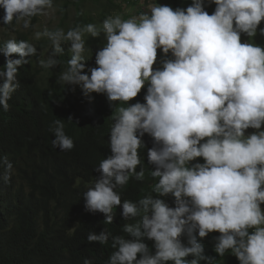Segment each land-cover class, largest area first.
Segmentation results:
<instances>
[{"label": "clouds", "instance_id": "9594fccd", "mask_svg": "<svg viewBox=\"0 0 264 264\" xmlns=\"http://www.w3.org/2000/svg\"><path fill=\"white\" fill-rule=\"evenodd\" d=\"M210 3L216 5L212 14L204 0H192L175 10L158 4L150 13L129 19L109 16L102 29L92 23L67 31L44 26L33 34L34 40L50 42L51 54L38 61L44 69L59 65L62 43L70 45L71 58L57 83L71 85L72 91L79 86L82 95L93 100L91 110L98 107L92 93L127 105L117 108L111 154L94 169L99 176L83 193L86 210L103 213L105 224L113 222L118 206L124 220L135 221L123 225L126 235H113L107 228L89 232L87 240L101 245L111 237L112 251L104 264H213L198 237L214 231L220 234L214 245L219 256L231 252L239 264H264V47L241 42L242 34H257L264 0ZM0 8L3 25L15 20L25 30L37 27L34 17L55 10L54 0H0ZM101 31L106 43L95 54L96 66L89 67L83 62L84 37H98ZM259 32L264 35V28ZM157 49L165 55L171 52L172 58L154 69ZM37 51L29 39L15 36L0 45L5 57L0 106L5 111L20 87L19 67ZM145 85V102L129 104ZM249 128L257 131L246 135ZM50 130L54 148H74L61 119L53 121ZM145 133L156 145L148 149L147 158L155 166L150 174L158 178L152 188L158 196L122 201L119 190L130 178H144V169H136ZM198 157L204 162L190 164ZM12 173L13 164L0 157V179L7 183ZM168 194L174 197V207L160 198ZM79 223L77 219L76 226ZM145 238L154 242V253ZM189 255L191 260L186 259ZM83 264L92 261L85 258Z\"/></svg>", "mask_w": 264, "mask_h": 264}, {"label": "trees", "instance_id": "16d2710c", "mask_svg": "<svg viewBox=\"0 0 264 264\" xmlns=\"http://www.w3.org/2000/svg\"><path fill=\"white\" fill-rule=\"evenodd\" d=\"M170 1L175 7L181 2ZM63 9L62 23L67 16V8ZM3 15L4 10L0 9V18ZM106 18L107 12L101 15V24ZM88 22L79 11L73 27ZM16 25L14 20L3 26L14 30ZM16 38L28 40L22 32ZM6 40H1L0 45ZM69 46L62 43L64 52L57 57L62 70L71 58ZM39 47L48 48L50 42H41ZM83 62L89 67L96 66L91 59ZM4 64L5 57L0 53V67ZM18 79L20 87L9 100V109L5 111L0 106V157L6 156L13 164L11 179L7 183L0 179V264H83L85 258L92 264H104L112 251L111 237L107 244L101 245L87 240L89 232L99 233L107 228L113 235H126L123 225L135 221L124 220L118 206L113 222L105 224L103 213L86 210L83 193L99 176L94 169L111 154L109 139L114 116L119 106L127 105L109 101L106 94L100 93L101 97L96 98V93H92L98 107L91 110L93 100L85 98L79 86L72 91L71 85L42 84L34 57L19 67ZM146 90L145 85L128 103L145 102ZM57 119L64 122L66 134L74 141L71 150L61 151L52 146L54 133L50 129ZM141 139L144 146L139 149L141 162L136 171L143 168L145 175L139 181L131 177L119 190L122 201H136L149 194L158 196L152 192L158 178L150 174L155 166L147 158L148 149L156 145L147 133ZM197 162H204L203 158L198 157L190 164ZM160 198L175 206L171 194ZM77 219L80 223L76 226ZM145 242L154 253V242L146 238Z\"/></svg>", "mask_w": 264, "mask_h": 264}, {"label": "rangeland", "instance_id": "374dc122", "mask_svg": "<svg viewBox=\"0 0 264 264\" xmlns=\"http://www.w3.org/2000/svg\"><path fill=\"white\" fill-rule=\"evenodd\" d=\"M180 1V4L175 7L170 0H54L55 10L50 16L32 19L33 25H37L35 28H29L25 30L17 24L14 30H8L3 25H1L0 41L9 39L12 36L16 37L18 32L27 34L29 41L33 42L38 50L37 55L34 56V67L37 70L38 80L42 84L48 85L53 82H57V77L63 70L58 65L50 69H44L40 66L38 61L40 59H46L47 55L51 54L52 49L51 47L45 49H41L39 47L40 43L47 41V39L42 38L40 40H34L33 34L35 31L43 30L44 26H47L49 29L61 27L67 31L77 22V14L79 11H81L87 17L89 21L88 23L96 25L98 29H102L100 18L105 12H107L108 17L120 15L122 19H129L132 17H139L141 13H150L151 8L157 6L158 4L169 5L175 10L177 7L186 8L192 3V0ZM204 6L205 10L208 11L209 14H212L216 7L214 3H210V0H204ZM63 8H67V16L65 21L62 23L64 20L62 15L64 12ZM259 28H264V20H262L258 26L257 34L254 37L250 38L246 34H242L241 42L251 40L252 42L264 47V35L260 34ZM84 39L86 41L85 46L87 49L84 55L86 59L95 61V54L97 50L101 49L106 43L105 35L102 31L98 37H92L90 34H85ZM169 58H172L171 52L165 55L162 53L161 49H157V60L154 63L153 68H161L162 61ZM262 129H264V125H262ZM254 131L257 130L249 128L245 130V134L247 135ZM261 208L264 209V204H261ZM219 235L220 234L218 232L214 231L210 232L202 239L198 237V239H200L201 243L203 244L205 255L215 259L213 264H239L237 257L231 252H226L225 255L221 257L214 251V245L216 243L215 238ZM182 240L185 244L187 243L186 235H182ZM192 258L193 257L189 255L186 259L191 260ZM201 264H204V261H201Z\"/></svg>", "mask_w": 264, "mask_h": 264}]
</instances>
